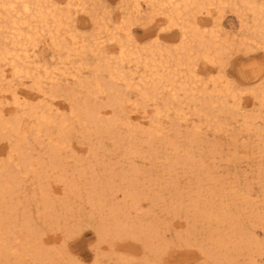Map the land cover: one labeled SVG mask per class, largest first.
Here are the masks:
<instances>
[{
  "label": "rangeland",
  "instance_id": "1",
  "mask_svg": "<svg viewBox=\"0 0 264 264\" xmlns=\"http://www.w3.org/2000/svg\"><path fill=\"white\" fill-rule=\"evenodd\" d=\"M126 4L47 0L71 15L61 44L38 33L25 45L30 77L14 76L0 56V77L5 71L10 80L0 84L1 120L20 121L17 133L0 126V264H264V44L253 35V11L236 2L198 14L225 53L177 71L170 57L178 56L181 29L160 25L152 4L140 18ZM118 27H128L130 39ZM110 33L126 52L168 59L159 75L174 88L164 81L155 93L133 59L122 65L131 85L112 80L120 46ZM98 37L106 41L99 48ZM6 43L0 55L12 47ZM224 85L239 100L216 102ZM13 91L29 98L17 105ZM116 97L127 101L122 113ZM85 108L102 109L101 126L89 123Z\"/></svg>",
  "mask_w": 264,
  "mask_h": 264
},
{
  "label": "bare ground",
  "instance_id": "2",
  "mask_svg": "<svg viewBox=\"0 0 264 264\" xmlns=\"http://www.w3.org/2000/svg\"><path fill=\"white\" fill-rule=\"evenodd\" d=\"M77 1H79V0H77ZM125 1H126L127 4H130L131 3L130 7L128 9H126V10H128L129 13H130V11H132V14L136 18H140L141 14L143 12V6H147L149 4H152L151 6L153 7V10H154L153 12L156 13L157 15L160 14V15L163 16L162 20H160V25L166 23L170 27H178L179 29H181V31H182V41L183 42L181 43V45L179 46L178 49L176 48V55L179 56L180 54H182L181 57H183V59H180L181 57H178V56H177V58H172L173 56L175 57V55H172L170 57V60L173 59L172 61L174 63V68H176L177 71H178V69H181V67L184 66L185 64L186 65L190 64L192 58L193 59L196 58L198 60L199 59H201V60L203 59L204 61H206L208 63H212V64L221 61L220 59H221L222 55L225 53L224 52L225 51V47H221L220 48V47L217 46L218 45L217 44L218 42H217L216 39H218V36H216L212 32L209 33L210 32L209 31L208 32L209 34H208V37H207L206 36V32L204 30H202L204 28V23L202 24V22H200V21L197 20V15L198 14H205V15L211 14L210 13L211 12V9H210L211 7H213V8L214 7L217 8V6L218 7H223V6H225L226 4H229V3H233L235 5V3L238 2L243 7L250 8L253 11V15H252L253 16V20H251V21L254 23V25H256L255 28H254L255 30L253 32V35L261 43L264 44V21L261 19L262 15L264 14V5H261V6H258V7L256 6L255 7L254 0H125ZM46 4H47V0H0V41H2L4 43L8 42L12 46L11 49H9L5 45V47H3V50L1 52L2 55H0V56L2 57V61L3 62L4 61H8V65H10L11 69L13 70V72H15V73H13L14 76L15 75H19L21 73H24V75H26L27 77H30V74L31 73H30V71H28L29 70L28 69V66H29V63H30L29 60H31L33 58V56L29 55L28 54L29 52H27V50L24 47H25V45L27 43L30 44V45H32V43L34 41V38H35V35H37L38 33H42V34L43 33H46V34H48L51 37V40H52L51 42L54 43L53 44L54 46H58L59 44H61V42L60 41L58 42V40H60L59 37L62 36L61 35V32H62V28L64 26L63 25V19H70L71 15L69 14V11L67 12V14L65 16L61 12L52 11L50 9V7L47 6ZM68 5L70 6V4H68ZM71 6L72 7H75L76 8V11L80 7V5L77 4V3L74 4V5H71ZM104 26L105 25L103 24V27ZM252 29H250V30H252ZM117 30H122L123 33L125 34V36L128 39H130V37H131V31H130V29L128 27L127 28L118 27ZM110 34L111 35H110L109 41L112 42V41L115 40V41H117L119 43L118 45L120 46V50L118 52V61H117L119 63V65L117 64V67L115 69H113L111 71L109 70L110 71L109 72V75H110V78L112 80H121V81L123 80L124 82L127 83V86H130L131 85L130 79L127 78L125 76L124 72L122 71V65H123V63L125 61L126 62L127 61L130 62L133 59L132 62H135V66L136 67H138V65L140 63H142V66L149 73V76L144 77V81L142 80V83L146 84L149 81L152 82V84L151 83H149V84L152 85V89L155 90V93H156V90H157L158 86H160L164 81H165V84L162 85L164 88L165 87L174 88V80H172L171 78H170V80H167V79H165L166 77H162V76H165V75H159V69H164L166 67V65L170 63V61H167L168 59L167 60L164 59V61L162 60L163 62H157V60L155 59V55H154V52H156V51L153 52V50H151L149 52L148 57L147 56L145 57V55H144V57L146 59L142 58L143 54L141 55L139 52L138 53L137 52H126L128 49L126 50V44H125V42L123 43V42L119 41V39L116 37L117 34L116 35H115V33H110ZM252 40H254V39H252ZM243 41H242V44H243ZM247 41H249V40H247ZM103 42H104L103 39H101V38L98 37L97 44H95V45L99 48L101 44L103 45ZM127 43H129V42H127ZM191 45H195V46L193 47ZM32 47H34V46H32ZM80 47H82V46H80ZM150 49H152V48H150ZM19 51H21L22 53H24V57L23 58L21 57V54H19ZM129 51H131V50L129 49ZM133 51H135V49ZM146 51H147V49H146ZM174 52H173V54H174ZM143 53H145V52H143ZM161 53H163V51H161ZM155 54H157V53H155ZM158 54L156 55V57L158 56ZM159 55H161V54H159ZM166 55H167V53H166ZM191 55H192V57H191ZM166 58H168V57L166 56ZM159 59H161V58H159ZM159 59H158V61H159ZM196 59H194L195 62H197ZM198 64H199V62H198ZM106 65H107V63H106ZM191 65H192V62H191ZM193 65H194V63H193ZM25 66H27V67H25ZM108 67L109 66H107V69H108ZM189 69H191V68H189ZM168 70H170V69H168ZM185 71H187V68H186ZM192 71H193V68H192ZM181 72L182 71H180V74H181ZM190 72H191V70H190ZM5 73L6 72L3 71L2 79L0 77V79H1L0 80V84H1L2 80L4 81V80H7L8 79L7 76L5 75ZM49 73H50V71H49ZM174 75H175V73L173 74V77L175 78ZM176 76H177V74H176ZM169 77H170V75H169ZM177 77H179V76H177ZM187 79H188V77H187ZM8 81H10V80H7V82ZM139 82H141V81H139ZM10 83L8 84V87L9 88L12 86V85H10ZM214 84H216V83H214ZM89 86H90V83H89ZM185 86H186V84L183 83V84H181L180 88L184 91L186 89ZM30 88H32V87H30ZM91 88L92 89L93 88L94 89L95 88L96 89H99L100 88V82L99 83L96 82L95 85H93ZM91 88H89V89L91 90ZM175 89H177V88H175ZM150 90H151V88H150ZM236 93L233 90H231L227 85H224L223 87H221V89H218L217 88L216 99L215 100H216V102H219L222 106H224L225 104H227V102H228L229 99H231L233 101L239 100L238 97H237V95H236ZM151 94H153V93H151ZM13 96H14V100H15L13 102L15 104H17V105L19 104L18 102L20 100H27V98H29V97H27L28 95L26 93H24V92L17 93L15 91L13 93L12 97ZM143 96L144 97H147V93H144ZM1 97L2 96H0V98ZM203 100H204V98H203ZM126 102L127 101L124 100L123 98L116 97L113 100L112 105L118 107V109H121V113H122V112H124V109H126L124 107V105L126 104ZM200 102H201V100H200ZM169 106H171V104H169ZM99 108H92V110L91 109H88V108H85L84 111H85V114L87 115V119H88L89 123L94 124V125L101 124V118H100L101 115H100V113L103 112V111H100L102 109L99 110ZM168 111H170V110L168 109ZM2 116L3 115L0 112V126H1V129L2 130H6V131L8 130L9 132L11 131L12 133L19 132V129H20L19 122L20 121L19 122L18 121H15V122H3L4 120H1V119H3ZM40 116H41L40 117V120H41V122H42L43 125L46 126V125L51 124V121L45 115L43 116V114H42ZM145 117H146L145 116V112H142L141 113V116H138L137 115V117L134 118V121L136 122L138 120H141V118L144 119ZM113 124L114 123H112L111 125H108V126L106 125L107 126V129H109L110 126L112 127ZM101 125H99V126H101ZM59 126L60 127H63L64 126V122H62ZM151 134L153 135V133H150L149 135H151ZM63 141L64 140L62 139L60 141V143L58 144V146H60V145L62 146L64 144ZM59 148L61 149V147H59ZM3 191H5V188L3 189ZM49 206H50V204H49ZM1 230H2V228H1Z\"/></svg>",
  "mask_w": 264,
  "mask_h": 264
}]
</instances>
